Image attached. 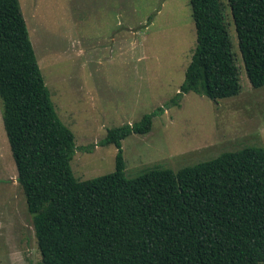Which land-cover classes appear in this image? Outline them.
I'll return each instance as SVG.
<instances>
[{
    "label": "trees",
    "instance_id": "1",
    "mask_svg": "<svg viewBox=\"0 0 264 264\" xmlns=\"http://www.w3.org/2000/svg\"><path fill=\"white\" fill-rule=\"evenodd\" d=\"M190 2L196 46L173 102L192 91L214 101L238 95L226 4ZM228 3L247 76L264 87V0ZM0 102L42 264H264L262 147L128 178L122 141L150 132L154 111L100 141L118 147L113 172L76 178L75 134L55 108L20 0H0Z\"/></svg>",
    "mask_w": 264,
    "mask_h": 264
},
{
    "label": "rangeland",
    "instance_id": "2",
    "mask_svg": "<svg viewBox=\"0 0 264 264\" xmlns=\"http://www.w3.org/2000/svg\"><path fill=\"white\" fill-rule=\"evenodd\" d=\"M222 1L241 91L218 101L192 91L173 102L196 46L190 0H20L55 108L75 134L77 179L113 172L118 147L100 141L154 111L150 132L122 141L128 178L153 166L178 171L226 151L264 148V87L247 76L231 8ZM17 178L0 102V264H42Z\"/></svg>",
    "mask_w": 264,
    "mask_h": 264
}]
</instances>
